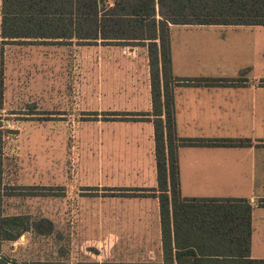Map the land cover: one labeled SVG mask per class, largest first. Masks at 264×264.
<instances>
[{
  "label": "rangeland",
  "instance_id": "1",
  "mask_svg": "<svg viewBox=\"0 0 264 264\" xmlns=\"http://www.w3.org/2000/svg\"><path fill=\"white\" fill-rule=\"evenodd\" d=\"M146 53L133 42L3 41L0 32V218L32 224L0 240V264H158L126 255L125 240L140 235L108 210L109 194L142 193L111 191L108 167L119 162L109 133L145 118L134 113L146 112ZM34 168L47 170L49 185H20Z\"/></svg>",
  "mask_w": 264,
  "mask_h": 264
},
{
  "label": "crops",
  "instance_id": "2",
  "mask_svg": "<svg viewBox=\"0 0 264 264\" xmlns=\"http://www.w3.org/2000/svg\"><path fill=\"white\" fill-rule=\"evenodd\" d=\"M0 6L2 37L3 0H0ZM261 29L264 30V25L169 23L168 26L172 74L181 79L173 87L177 135L183 138H242L251 142L239 146H181L178 150L181 195L250 200L254 206L250 257L258 259L264 258V206L260 205L264 199V36L253 35L250 31ZM41 42L84 44L78 38ZM105 42L100 38L90 44H115ZM144 46L148 52L147 45ZM132 52L137 54V50ZM146 59L149 61L148 54ZM132 60L135 65V59ZM222 64L226 68H220ZM146 74L150 77L149 69ZM202 78L240 80L188 82V79ZM119 89L122 88H116V91ZM136 89L133 85L123 88L124 91ZM137 99L132 103L140 101ZM142 104L144 111L152 110L151 82ZM138 123L130 126L132 129L109 133L111 152L117 153L119 161L108 167L109 177L113 180L108 186L111 191L113 188L158 186L154 122L143 120ZM24 177L22 186L49 185L46 169L37 174L34 168ZM42 177L44 181L38 184V178L41 180ZM108 198L110 218L115 216L122 220L126 234L131 231L133 236L140 235L125 240L122 250L127 256L131 253L136 259L150 258L156 259L158 264H178L177 250L196 249L198 243L201 245L198 226L191 224L190 218L185 221L179 212L175 214L170 206L172 243L167 248H172L173 253L166 259L159 198L116 193L109 194ZM114 234L120 233L115 231Z\"/></svg>",
  "mask_w": 264,
  "mask_h": 264
},
{
  "label": "trees",
  "instance_id": "3",
  "mask_svg": "<svg viewBox=\"0 0 264 264\" xmlns=\"http://www.w3.org/2000/svg\"><path fill=\"white\" fill-rule=\"evenodd\" d=\"M2 37L78 38L84 44L102 39L108 44L148 47L152 110L134 114L154 122L158 186L113 188L137 190L118 195L156 196L160 200L165 258L172 255L170 206L198 226L197 248L176 251L178 264H264L252 258L253 203L246 198H186L180 192L178 150L186 145H248L242 138H183L176 132L169 23L264 25V0H3ZM240 79H195L218 83ZM264 82V80H262ZM126 114V113H125ZM152 118V119H151ZM150 192V193H149ZM260 205L264 206V199ZM191 216V217H190ZM32 228L27 215L0 218V240H15Z\"/></svg>",
  "mask_w": 264,
  "mask_h": 264
},
{
  "label": "bare ground",
  "instance_id": "4",
  "mask_svg": "<svg viewBox=\"0 0 264 264\" xmlns=\"http://www.w3.org/2000/svg\"><path fill=\"white\" fill-rule=\"evenodd\" d=\"M204 156V155H203ZM212 161V160H211Z\"/></svg>",
  "mask_w": 264,
  "mask_h": 264
}]
</instances>
